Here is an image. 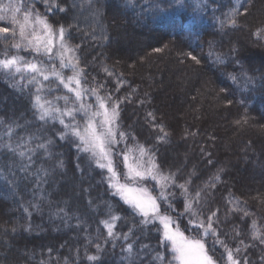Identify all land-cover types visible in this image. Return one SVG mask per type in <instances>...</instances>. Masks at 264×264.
<instances>
[{"label": "trees", "instance_id": "16d2710c", "mask_svg": "<svg viewBox=\"0 0 264 264\" xmlns=\"http://www.w3.org/2000/svg\"><path fill=\"white\" fill-rule=\"evenodd\" d=\"M242 2L248 5L247 15L239 18L238 28L226 29V35L217 31L212 8H216L215 14L220 16L228 10L231 0H215L203 19L195 20L193 0H186L184 9L175 13L171 0H132L131 7L125 6V0H97L95 7L102 8L101 23L109 39H91L93 26L87 11L79 16L81 31L72 30L73 43L81 45L80 55L89 81L96 77L97 81L108 82L115 88L113 78L103 72L106 65L127 82L118 95L136 90L132 103L122 105L121 125L139 142L153 148L164 171L179 169L181 183L188 173L195 171V188L202 186L218 169H223L220 183L215 189H209L211 194L207 197L205 212L220 209V235L232 246L239 239L253 243L246 235L233 240L234 227L239 226L247 233L251 220L264 224V80L260 79L264 75V39L253 35L257 28L264 27V0ZM53 20L67 24L71 17L61 19L57 15ZM96 34L99 35L98 29ZM210 40L216 43L219 52L228 53L235 45L239 50L238 58L255 74V84L246 88L243 82L233 85L228 81L222 73L240 69L234 62L226 66L212 64L208 56ZM4 47L0 44V49ZM157 48L163 51H154ZM133 49L134 55L128 57L125 53ZM188 52L197 55L201 63L196 65L187 59ZM172 81L176 85L174 89L169 85ZM221 87L227 88V92H221ZM168 97L178 103L177 107L172 108L171 103L167 107L164 100ZM141 99L146 102L140 104ZM149 112L155 120L148 116ZM0 119L22 125L17 129L18 136L35 133L39 125L28 94L10 88L2 78ZM244 119L247 123H236ZM161 124L169 134L167 143L156 141V136L161 134L158 127ZM53 152L62 155L52 160L34 157L33 170L40 164L51 170L57 158L64 160L65 167L51 172L46 177L47 183L40 185L35 183L34 176L25 178L26 174L19 171L18 158H0V168L5 172L9 166L15 169L18 185L13 192L6 182L0 181V264H64L66 259L70 264H89L85 245L88 254H94L95 243H100L104 249L98 264H127L122 258L120 242L113 248L111 243L104 244L102 239H97V227L104 218L107 203H112L123 216H127V210L109 194L107 186L100 183L99 170L89 172L87 161H78L71 145L58 143ZM171 153L176 156L173 158ZM77 163L81 164L83 172L76 169ZM76 181L78 187L72 190L69 183ZM41 192L46 199H40ZM229 194L239 198L242 207L250 213L248 217L242 219V213L228 212L230 205L225 198ZM177 199L182 207L178 190ZM89 200L98 205V211L89 209ZM29 201L41 205V211H33L31 217L26 216L21 207ZM29 208L31 210L30 205ZM61 208L64 212L55 215ZM65 212L71 218L67 224ZM13 226L17 227L15 233L11 231ZM130 226L129 217L119 222L117 231L126 232ZM25 227L29 230L25 231ZM149 229L136 232L137 248L141 243L157 248V233ZM86 236L92 238V244H88ZM207 245L213 249L214 238L210 237ZM262 248L264 246L256 244L242 255L247 256L249 264H264ZM220 251L222 249L216 250L217 258Z\"/></svg>", "mask_w": 264, "mask_h": 264}, {"label": "snow or ice", "instance_id": "6c2138e0", "mask_svg": "<svg viewBox=\"0 0 264 264\" xmlns=\"http://www.w3.org/2000/svg\"><path fill=\"white\" fill-rule=\"evenodd\" d=\"M96 3L97 0H0V44L5 45L0 49V78L10 88L28 94L33 116L39 122L37 131L25 137L17 135V129L22 125L0 119V158H18L16 167L19 171L26 174L25 178L34 176L35 183L40 185L47 183L46 177L51 172L63 170L65 164L63 159L57 158L53 169L40 164L33 170L32 166L36 163L34 157L52 160L62 155L53 152L58 143L71 145L78 161L86 160L89 172L99 170L100 183L105 184L109 194L127 210V216H123L112 203H107L104 218L99 220L97 227V239H102L104 244L111 243L115 248L120 242L124 253L122 258L127 264H249L247 256L242 253L256 244L264 246V224L251 220L247 233H243L239 226L234 227L233 240L246 235L253 243L239 239L232 246L220 235V209L205 212L207 197L211 194L209 189H215L220 183L223 169H218L202 186L193 187L195 171L188 173L182 183L179 182V169L164 171L156 160L153 148L139 142L121 125L122 105L132 103L136 90L118 95L127 82L106 65L103 72L113 78L115 88H111L108 82L97 81L96 77L88 80L80 55L81 45L73 43L72 30L81 31L79 16L87 11L93 26L91 39H109L101 23L102 8L95 7ZM185 3L186 0H171L173 13L184 9ZM213 3L215 0H193V19H203ZM125 6L131 7L132 0H125ZM247 7L242 0H231L228 10L220 16L215 14L217 9L212 8L217 31L226 35V29L238 28L239 18L247 15ZM77 8L79 11H73ZM161 11L167 12V9ZM57 15L61 19L70 16L71 22H56L53 18ZM97 29L99 35L96 34ZM253 35L264 39V27L257 28ZM208 48L212 64L226 66L234 62L238 65L239 72L222 73L233 85L243 82L247 88L255 84V74L245 68L238 58L239 50L235 45L224 53L217 51L216 43L210 40ZM154 51L163 50L157 48ZM185 55L194 64L201 63L193 52ZM260 79L264 80V75ZM220 91L227 92V88L221 87ZM49 96L52 98L49 99ZM145 102L143 99L139 101L140 104ZM148 116L155 120L153 113L149 112ZM236 123H247V120ZM158 127L161 134L156 136L157 143H167L168 132L162 124ZM41 132L48 134L41 135ZM76 169L83 172L80 163H77ZM0 181L6 182L15 192L18 186L15 169L9 166L5 172L0 168ZM177 190L182 198V207L177 199ZM40 199H46L42 192ZM225 199L230 205L228 212L242 213V219L250 215L239 198L229 194ZM21 207L28 217L33 211H41L38 202L29 201ZM88 207L91 211H98V205L91 200ZM60 212L64 209L61 208L55 215L59 216ZM129 217L131 226L127 231H117L119 222ZM65 218L67 224L71 218L66 212ZM77 220L79 226V217ZM149 226L157 233V248L143 243L137 248L139 237L136 232L149 229ZM28 230L29 227H25V231ZM11 231L15 233L17 227L13 226ZM210 237L214 238L211 250L207 245ZM85 239L88 244L93 243L91 237L86 236ZM95 249L94 254H88L85 245V258L89 264H98L101 259L103 247L95 243ZM217 249H222L219 258L215 254ZM78 254L79 249L77 260ZM64 264H70V260L66 259Z\"/></svg>", "mask_w": 264, "mask_h": 264}, {"label": "rangeland", "instance_id": "374dc122", "mask_svg": "<svg viewBox=\"0 0 264 264\" xmlns=\"http://www.w3.org/2000/svg\"><path fill=\"white\" fill-rule=\"evenodd\" d=\"M134 49L133 50H130L128 53L126 52L125 54L128 56V57H130V56H133L134 55ZM169 85H171L172 87H173V89L174 88H176V85H175V82L174 81H172L171 82V84H169ZM164 102H165V104L167 105V107L169 108V104L171 103V105H172V108H174V107H177V104L178 103H175V101L172 99L171 100V98H165V100H164ZM170 109H171V107H170ZM171 155H172V157L174 158V156H176L174 153H171ZM180 156V155H179ZM181 158L183 157V155H181L180 156ZM61 180H63V179H61ZM70 180V179H69ZM79 181H80V179H79ZM78 181H76V182H71V183H69V187L73 190V189H77V187H78Z\"/></svg>", "mask_w": 264, "mask_h": 264}]
</instances>
